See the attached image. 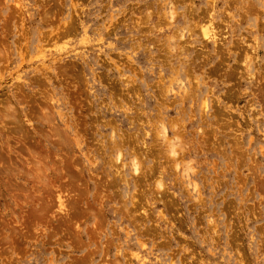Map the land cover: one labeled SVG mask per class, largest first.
Masks as SVG:
<instances>
[{"label": "rangeland", "instance_id": "1", "mask_svg": "<svg viewBox=\"0 0 264 264\" xmlns=\"http://www.w3.org/2000/svg\"><path fill=\"white\" fill-rule=\"evenodd\" d=\"M0 264H264V0H0Z\"/></svg>", "mask_w": 264, "mask_h": 264}]
</instances>
